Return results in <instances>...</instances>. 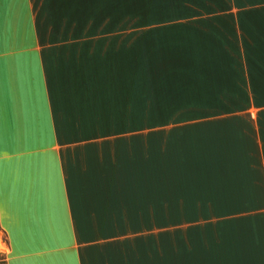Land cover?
Wrapping results in <instances>:
<instances>
[{
    "label": "crops",
    "instance_id": "crops-1",
    "mask_svg": "<svg viewBox=\"0 0 264 264\" xmlns=\"http://www.w3.org/2000/svg\"><path fill=\"white\" fill-rule=\"evenodd\" d=\"M109 1L0 0L5 264L163 261L165 240L158 246L125 235L152 227L159 151L160 213L168 211L164 188L176 176L180 212L231 216L207 231L202 223L199 243L190 241L196 254L219 264H264V92L253 87L264 86V0H226L231 8L220 32L200 23L122 28L116 1ZM109 5L112 14H101ZM235 36L239 77L229 60ZM138 48L145 52L146 85L153 76L163 92L171 84L166 77L178 80L193 89L186 99L195 103L138 104ZM233 101L251 103L234 109ZM154 105L161 116L172 109V117H190L161 127L159 151L153 128L137 124L138 115L154 114Z\"/></svg>",
    "mask_w": 264,
    "mask_h": 264
},
{
    "label": "rangeland",
    "instance_id": "rangeland-1",
    "mask_svg": "<svg viewBox=\"0 0 264 264\" xmlns=\"http://www.w3.org/2000/svg\"><path fill=\"white\" fill-rule=\"evenodd\" d=\"M102 2H110L109 0H101ZM114 6V15L115 21L116 18H120V23L122 24V28H136L137 30H142L148 28L152 29H190L189 22L194 23V25H198V23L206 24V25H214L215 30H219V26L226 25V21L223 19V15L226 14L229 10H226L225 7L218 6L217 2L219 0H115ZM224 3V2H222ZM109 4V3H108ZM111 4V3H110ZM105 6L104 11L101 14H112L110 11L111 6ZM254 7V6H247ZM201 10V11H200ZM248 9H245L244 12H247ZM202 12V13H200ZM200 15V16H199ZM205 16H212L211 19H203ZM215 16V17H213ZM203 17V18H202ZM207 18V17H206ZM194 28V27H193ZM247 30V29H246ZM243 31V30H242ZM248 31V30H247ZM222 34V33H221ZM138 69L137 72L140 74H144L147 72L144 69V57L145 52L144 49L138 48ZM146 51V50H145ZM172 53H174L172 51ZM144 69V70H143ZM230 71V70H229ZM149 72V71H148ZM150 74V72H149ZM147 76V75H146ZM149 78V86L144 84V78L140 75L138 77V104H142L145 99L152 98L157 101L159 104L161 100H164L174 106H182L184 107L187 104L193 105L195 102H190L186 99L187 96L193 95V89L188 88L182 82H178V80H172L168 77L165 78L166 82L168 81L171 84H167L163 86V92L156 91L155 83L157 82L156 78ZM175 79V77H173ZM151 81L154 82L153 85ZM255 91L264 92V86H253ZM252 88V87H251ZM161 90V88H160ZM196 97V95L194 94ZM260 104H264V101H259ZM204 103V102H203ZM232 102H230L231 104ZM159 107L153 108L154 113H160L162 109H158ZM142 109L138 108V111ZM172 110V109H171ZM164 111V115L161 117L166 118L165 125H155L153 127V136L152 140L154 143V151H159L161 141H162V133L161 127L169 126L177 123H183L190 120V117H172L170 116L173 111ZM140 111V112H141ZM138 112V113H140ZM190 113V111L188 110ZM162 113V112H161ZM167 113V115H165ZM181 113V112H180ZM139 116V115H138ZM170 116V117H169ZM169 118V119H168ZM144 135V134H142ZM140 138V135H138ZM143 139V138H140ZM157 149V150H156ZM154 156V172L153 176V190L156 192L154 195V214L153 216H149V224L152 227L148 228H137L136 230H125V235L130 237H137L138 239L144 240L146 237L147 240L151 239L154 244H158L160 246L161 242H163V247H166L168 252L166 256H164L163 261L158 260L157 264H219L220 262H216V260L207 259L206 255L196 254V249L191 247L195 241L199 243L200 234L202 236V223H204L205 229L208 230L210 223L214 221H221L229 219L230 214H223L221 212L217 213H189V212H180L179 207L177 205L176 200V176H169L168 185L164 189H168V211H163L160 213L159 211V194H161L160 189V179L159 177L162 175L161 171L157 170L158 165H160V151L155 153ZM164 176V175H163ZM157 177V178H156ZM174 178V181L172 179ZM179 177V176H178ZM190 176H186L185 178H189ZM183 178V176H182ZM182 180V179H181ZM180 177L178 179V183L181 181ZM260 200V198H258ZM264 200V197H263ZM263 204L262 199L257 204ZM232 214V213H231ZM235 214V213H234ZM197 215V217H196ZM233 215V214H232ZM242 214L238 213L237 216H241ZM245 215V214H244ZM255 213L253 216H257ZM260 215L264 216V214L260 213ZM147 221V220H146ZM200 222L199 224H197ZM212 225V224H211ZM217 232H222V229H213ZM218 232V233H219ZM189 241V246L186 243ZM189 247V248H188ZM189 249V250H188ZM4 244L2 243V238L0 235V264H5L4 262ZM195 253V254H194ZM198 253H202L201 249H198ZM165 254V252H164ZM155 256V255H154ZM234 264L236 261L233 260ZM153 264L154 263L153 261Z\"/></svg>",
    "mask_w": 264,
    "mask_h": 264
},
{
    "label": "trees",
    "instance_id": "trees-1",
    "mask_svg": "<svg viewBox=\"0 0 264 264\" xmlns=\"http://www.w3.org/2000/svg\"><path fill=\"white\" fill-rule=\"evenodd\" d=\"M222 2H224V3H222ZM217 4H218V6L225 7L226 10H230V8H231V5L229 4L228 1L226 2V0H219L217 2ZM200 13H202V12H200ZM188 24L191 26L190 29H192L194 27L193 26L194 23L189 22ZM234 40H235V42L232 43V45H233V57L230 58L229 60H231L233 62V64H234L233 67L231 68V71L234 73V77H235V75L239 77L240 76L239 71L241 72V70L239 69L240 67H238V66L240 65L239 61H241V55H240V53L237 52V48H238V45H237V42H236L237 41V36L234 37ZM245 55L247 57L248 54H245ZM140 75L144 78L143 83L145 84V80H146L145 73L144 74H140V72H138V77ZM250 103L251 102H248V101L247 102H245V101H233L232 107L234 109L235 108H247V107H249ZM252 103L257 104V102H252ZM165 119L166 118L161 117L160 113H154L152 116L139 115L138 118H137V124H138V127H141V128H143V127H145V128H150V127L153 128L156 124L157 125H159V124L160 125H162V124L165 125L166 124Z\"/></svg>",
    "mask_w": 264,
    "mask_h": 264
}]
</instances>
